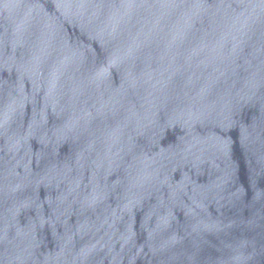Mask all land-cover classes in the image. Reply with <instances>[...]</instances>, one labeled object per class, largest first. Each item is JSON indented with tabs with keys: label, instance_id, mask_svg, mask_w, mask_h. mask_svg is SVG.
Instances as JSON below:
<instances>
[{
	"label": "water",
	"instance_id": "water-1",
	"mask_svg": "<svg viewBox=\"0 0 264 264\" xmlns=\"http://www.w3.org/2000/svg\"><path fill=\"white\" fill-rule=\"evenodd\" d=\"M0 264H264V0H0Z\"/></svg>",
	"mask_w": 264,
	"mask_h": 264
}]
</instances>
